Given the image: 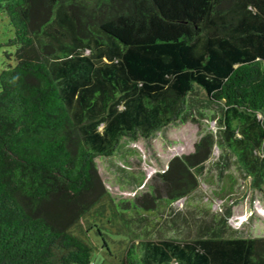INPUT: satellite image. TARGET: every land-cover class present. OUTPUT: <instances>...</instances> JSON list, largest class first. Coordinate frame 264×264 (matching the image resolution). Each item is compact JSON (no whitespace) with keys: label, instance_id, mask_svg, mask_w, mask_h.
<instances>
[{"label":"trees","instance_id":"obj_1","mask_svg":"<svg viewBox=\"0 0 264 264\" xmlns=\"http://www.w3.org/2000/svg\"><path fill=\"white\" fill-rule=\"evenodd\" d=\"M0 19V264H89L96 246L111 264H264V236L227 224L233 201L172 205L208 182L214 147L219 181L232 157L264 191V0H0ZM187 122L193 151L152 177L164 194L116 203L96 158L139 186L110 157Z\"/></svg>","mask_w":264,"mask_h":264},{"label":"rangeland","instance_id":"obj_2","mask_svg":"<svg viewBox=\"0 0 264 264\" xmlns=\"http://www.w3.org/2000/svg\"><path fill=\"white\" fill-rule=\"evenodd\" d=\"M12 36L10 28L5 19H0V69L9 62L14 64L13 51L14 47L5 45L6 41ZM9 54V60L6 57ZM208 129L214 130L216 124L214 120H209ZM199 128L196 124L187 122L178 126H170L163 133H156L148 144L144 140L138 139L135 141L122 143V146L128 148L124 151V158H121V153H116L110 157V160L122 166L133 174L142 173L144 176L143 184L134 186L122 174L117 172L112 166H109L105 158H96L95 163L99 174L102 177L103 183L107 190L111 193L116 203L120 200H130L137 196L139 192L146 191L151 184L156 185L160 189V185L156 183L152 177L167 170L169 161L181 154H189L193 151V144L198 139ZM220 149L214 147L210 158L205 163L204 174L208 177V182L200 181L198 188L190 197L187 203L185 199H179L172 203L177 210H195V204L208 206L210 212L220 211L226 205L233 201L231 206V216L227 224L232 229H241L245 235L253 237L264 236V191L260 192L253 190L247 186L248 180L245 181L239 176V171L230 160V167L224 171L223 178L219 181L217 169L212 166V160L216 158ZM127 161L128 165L125 161ZM210 168V169H209ZM209 169V170H208ZM228 173L235 176L237 184L233 186V192L222 190L229 183ZM161 195L164 191L160 189ZM124 201V202H125ZM196 211V210H195ZM198 216V212H195ZM107 228L109 225H105ZM115 227H110L107 231L111 239L121 237V234L116 232ZM154 233V232H152ZM168 236L173 235L172 232H167ZM110 250L112 244L107 241ZM89 264H111L106 252L100 246L93 249L91 261Z\"/></svg>","mask_w":264,"mask_h":264}]
</instances>
